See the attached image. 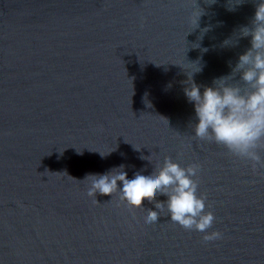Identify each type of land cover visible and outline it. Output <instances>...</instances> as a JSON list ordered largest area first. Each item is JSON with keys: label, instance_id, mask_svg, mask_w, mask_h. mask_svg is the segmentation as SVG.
<instances>
[{"label": "water", "instance_id": "water-1", "mask_svg": "<svg viewBox=\"0 0 264 264\" xmlns=\"http://www.w3.org/2000/svg\"><path fill=\"white\" fill-rule=\"evenodd\" d=\"M235 3L0 0V264H264V169L193 139L180 66L198 61L193 80L208 87L231 73L251 46L239 32L256 0ZM165 156L202 166L208 234L221 239L204 242L165 214L147 225L116 195L94 204L68 178L122 164L129 179L150 175Z\"/></svg>", "mask_w": 264, "mask_h": 264}, {"label": "clouds", "instance_id": "clouds-1", "mask_svg": "<svg viewBox=\"0 0 264 264\" xmlns=\"http://www.w3.org/2000/svg\"><path fill=\"white\" fill-rule=\"evenodd\" d=\"M243 0H239V3ZM194 8L196 28L202 11ZM231 10V9H230ZM193 28V29H194ZM204 31H207L205 29ZM239 38L250 39V48L240 55L238 62L229 75L213 80L212 86L197 85L193 75L201 71L199 62L188 63L195 66L196 71L186 70L188 79L183 83L184 95L189 103L194 104L195 117L198 123L192 126L193 139L215 144L236 160L249 163L253 172L264 169V0H256L255 14L250 24L240 29ZM233 45L232 40L224 42V46ZM199 45H193L198 47ZM203 87V92H201ZM164 119V118H163ZM168 126L167 120L164 119ZM126 142V141H125ZM137 151L141 148L134 147ZM114 151V150H113ZM99 153V152H98ZM109 153H99L102 158ZM153 164L152 155L141 156ZM125 165L113 167L104 174H87L83 181L87 188V196L94 204H99L96 196H118L121 204L129 210H139L144 215V223L156 224L162 216H170V221L186 231L205 233L204 242L219 240L222 233L213 231L208 234L216 220L207 204V194L200 192L199 173L202 166L191 163L182 167L165 156L162 165L156 163L150 175L142 171L134 173L129 179ZM47 172V171H46ZM64 174L67 173H50ZM122 184V188L118 185ZM158 196L167 197L166 201H157ZM153 203L155 211L145 209L143 202Z\"/></svg>", "mask_w": 264, "mask_h": 264}]
</instances>
